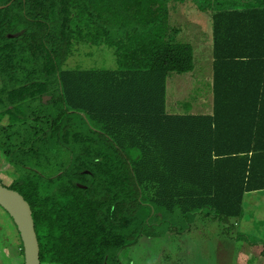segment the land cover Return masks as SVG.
<instances>
[{
  "label": "trees",
  "instance_id": "obj_1",
  "mask_svg": "<svg viewBox=\"0 0 264 264\" xmlns=\"http://www.w3.org/2000/svg\"><path fill=\"white\" fill-rule=\"evenodd\" d=\"M188 1L0 0V154L42 264H130L142 237L201 216L233 232L264 192V4L194 0L211 12L213 113H173L168 78L194 71L195 50L169 14ZM83 43L116 65L64 67ZM1 208L0 247L23 254Z\"/></svg>",
  "mask_w": 264,
  "mask_h": 264
},
{
  "label": "rangeland",
  "instance_id": "obj_2",
  "mask_svg": "<svg viewBox=\"0 0 264 264\" xmlns=\"http://www.w3.org/2000/svg\"><path fill=\"white\" fill-rule=\"evenodd\" d=\"M189 4L193 5L192 2ZM190 19L171 17L170 21L173 25H184L186 31L178 35L179 39L191 42L195 50L194 71L172 73L168 78L167 102H170L171 108L175 105L174 111L169 109L173 113L185 112L186 102L190 105L191 113L195 114L204 113V108L211 106V98L207 95L213 92L212 64L209 65L213 59L212 45L197 42L201 39L200 34L195 32H200L201 29ZM205 21L200 19L198 26L204 25ZM200 36L204 38L205 35ZM103 48L85 43L76 44L64 67H114L116 60L114 55L109 53L112 51H106L105 46ZM102 50L106 51L105 55ZM0 181L6 185L13 181L11 166L2 154ZM259 195L257 197L258 194H250L246 197L247 212L239 228L237 226L233 232L229 230L228 225L236 223L235 220L224 224L219 219L201 216L189 231L180 234L170 232L159 238L142 237L127 253L130 264H264V192ZM10 221V217L0 207V236L5 233L3 225L9 226ZM122 260L127 264L124 258Z\"/></svg>",
  "mask_w": 264,
  "mask_h": 264
},
{
  "label": "crops",
  "instance_id": "obj_3",
  "mask_svg": "<svg viewBox=\"0 0 264 264\" xmlns=\"http://www.w3.org/2000/svg\"><path fill=\"white\" fill-rule=\"evenodd\" d=\"M222 1L225 3H229V4L234 3V4H239V5H253V4L254 5H263L264 4V0H222ZM188 2H186V4L181 3L179 5V9L176 11L172 10L170 12L169 16H170V18L171 17H179V18H187V19L191 18L190 20L192 22H194L193 24H195V26H197V28L201 29L200 32H195V34L197 33L200 35H205L204 38L199 35V38L201 40L197 41V42L200 44H204V45L207 44L209 46L210 42H208V41L211 40L210 36H212L211 12H205V11L199 10L197 5L195 4L194 0L192 2L193 5L189 4ZM189 12H190V14H189ZM200 19H204V21L206 20L205 21L206 23L204 25L198 26ZM188 23H190V22H188ZM177 26L179 28V32H178L179 35L183 34L186 31V28L183 27L184 25H181L180 23H178ZM211 64L213 66V59L209 62V65H211ZM211 77L213 78V69H212ZM167 91H168V89H167ZM167 95H168V92H167ZM207 97L211 98V106H207L206 108H204L202 106L204 108L205 112L200 113V114H212L213 113V92H212V94L210 93L209 95H207ZM169 103L170 102L168 101L167 102V104H168L167 109L168 110L172 109L174 111L175 105H172V108H171V106H169ZM250 194H258L257 197L260 196L259 195L260 192L257 191V192L248 193L246 195V197L249 196ZM246 197H245V200H246ZM245 209H247V208H245ZM3 227L5 228V230H4L5 233H4V235L2 234L0 236V238H4L6 241L7 235L9 234V226L3 225ZM13 247L15 248L14 250H12V244L11 245L4 244L3 246L0 247V264H25L24 252L22 254V253H20V249H18L16 246H13Z\"/></svg>",
  "mask_w": 264,
  "mask_h": 264
},
{
  "label": "water",
  "instance_id": "obj_4",
  "mask_svg": "<svg viewBox=\"0 0 264 264\" xmlns=\"http://www.w3.org/2000/svg\"><path fill=\"white\" fill-rule=\"evenodd\" d=\"M49 98L51 96H44V101ZM0 206L9 213L20 232L25 264H42L40 243L30 203L19 191L0 181Z\"/></svg>",
  "mask_w": 264,
  "mask_h": 264
}]
</instances>
